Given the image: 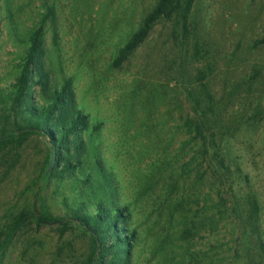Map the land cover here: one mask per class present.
Listing matches in <instances>:
<instances>
[{"label": "rangeland", "instance_id": "374dc122", "mask_svg": "<svg viewBox=\"0 0 264 264\" xmlns=\"http://www.w3.org/2000/svg\"><path fill=\"white\" fill-rule=\"evenodd\" d=\"M157 1L0 0V137L23 126L10 86L42 19L33 99L69 80L88 123L75 177H44L43 137L0 145V264H85L90 236L60 221L99 204L127 209L130 264H264V0H195L115 66ZM97 161L109 191L84 182Z\"/></svg>", "mask_w": 264, "mask_h": 264}, {"label": "trees", "instance_id": "16d2710c", "mask_svg": "<svg viewBox=\"0 0 264 264\" xmlns=\"http://www.w3.org/2000/svg\"><path fill=\"white\" fill-rule=\"evenodd\" d=\"M195 0H158L153 9L143 19L139 29L119 51L115 66L122 63L147 38L152 26L160 19H170L180 13L182 24L186 27L188 16ZM45 19L28 37V49L20 65V73L10 86L9 100L12 108L23 115V126L16 132L0 137V145L6 144L18 137L36 135L47 141V161L43 170L44 177L61 178L65 175L75 177L83 172L82 156L85 144L82 133L87 128V116L75 108L74 92L69 80H66L58 90H53L46 96L43 104L33 99V87L47 88V75L43 70L42 58L44 48L42 42ZM264 44V37L256 41ZM200 127H196L197 136L202 138ZM204 142V138L201 139ZM204 144V143H203ZM205 145V144H204ZM214 148V147H213ZM214 167L221 176H232V159L229 154L220 155L219 147L214 150ZM93 175H86L85 183L102 182L106 191L112 187L107 178L102 163L97 161ZM100 183V182H99ZM83 207V206H82ZM128 212L125 207L106 208L102 204L87 214L73 210L72 216L62 221V225L74 223L84 229L90 236L91 254L85 264H130L135 232L127 228ZM43 221V219H41ZM259 249L264 257V245ZM108 259V260H107Z\"/></svg>", "mask_w": 264, "mask_h": 264}]
</instances>
